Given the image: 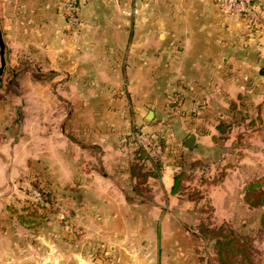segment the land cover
Returning <instances> with one entry per match:
<instances>
[{"label":"crops","instance_id":"crops-1","mask_svg":"<svg viewBox=\"0 0 264 264\" xmlns=\"http://www.w3.org/2000/svg\"><path fill=\"white\" fill-rule=\"evenodd\" d=\"M80 17L70 22L63 0H0V190L56 150L59 186L78 190L73 211L20 214L13 230L0 197V264H219L215 241L182 225L206 200L183 195L182 162L221 150L222 181L203 182L211 220L244 238L248 180L264 172V30L217 0H81ZM141 133L166 140L161 156L138 144ZM235 143L245 152L231 160Z\"/></svg>","mask_w":264,"mask_h":264},{"label":"rangeland","instance_id":"rangeland-1","mask_svg":"<svg viewBox=\"0 0 264 264\" xmlns=\"http://www.w3.org/2000/svg\"><path fill=\"white\" fill-rule=\"evenodd\" d=\"M14 118L19 120L22 119V116L20 114V117L17 118V114L15 113ZM227 129L225 131H227ZM238 143L243 145V141H239ZM236 144L237 143L231 145L230 147H227L233 149V154L229 157V159L231 160L238 159L239 157L237 156L245 152L244 149H241L240 145L239 148H233ZM47 146H53L51 147L52 149L55 148V145H53L51 142H48ZM55 154H57L58 159L56 157H51L50 163L52 166H54L53 168L59 170L61 161L59 159L58 150L53 153V155ZM89 162L91 164L92 161H88V159L85 160V164L87 167L88 165H90ZM229 163H231V161H229ZM245 163L251 164L250 166L253 165V163ZM225 164H227V162H223L221 150L215 153L208 161L200 158L197 159L195 156L189 154L186 157L184 156L182 162L183 173L180 176V182L183 185V195H187L188 199L197 200V202L199 199H201V196L206 199L204 201L198 202L197 204H193V206L190 205L191 209H194L196 215L188 216L185 218V221L182 222V225H186L191 232L196 231L198 238H203V228L207 227H209L210 230L217 232L218 234H222L225 230L233 231L230 228L231 225H221V222L211 220V213L213 211V208L210 204L211 202L207 200V197L208 199L210 198V188H208V186L206 185H203V182H207L208 177H211L212 175L215 178V182H221V176L225 172L223 168ZM51 165L47 164L45 158L42 155L37 159V161L32 162L31 164L30 162H28L27 169L22 173L21 178H18L19 175L15 178L13 175H11V177L9 176V183L7 184L6 188L4 190H0V197H2L1 199L5 200V202L3 203V206H5L2 209V213L7 217L5 218V224L7 225V227H9V229H14V216L20 214H22L23 216L25 215V217L27 218L32 215H36L39 222L41 220H44V218L40 217L46 213V209L48 208L46 207L47 194L54 193V209H57L56 211H54V214L60 213L61 210L69 213L76 208V205H74L70 200H75V198H73V195L77 194L75 192L72 193V190L68 191L67 189H61V187L59 186L60 184L58 183V177H60L61 182L66 181L65 177H63V174L60 172L58 174L54 172V169L51 167ZM251 171L252 168L249 167L246 170V173H251ZM248 182L249 183L247 185V188H249L252 183H260L261 186H258L255 190L253 189L251 191H247L246 197L248 196L252 199H255L259 196L264 195V172L262 173L261 177H253L251 178V180H248ZM56 184L58 185L56 186ZM91 208L92 207L89 206L84 207L86 215H88L86 212L90 211ZM250 212L251 214H249L247 217V227L245 229L246 232L244 237L245 244L243 245H245V247L247 248V252L252 258L254 264H264V226L262 224L264 208H252ZM200 214L204 215L203 221H192L193 217L196 218L197 215ZM129 224L130 227H136V225H133L131 223ZM211 237L214 238V236ZM201 240L207 241L208 239L203 238ZM198 251H205L202 244L199 245Z\"/></svg>","mask_w":264,"mask_h":264},{"label":"trees","instance_id":"trees-1","mask_svg":"<svg viewBox=\"0 0 264 264\" xmlns=\"http://www.w3.org/2000/svg\"><path fill=\"white\" fill-rule=\"evenodd\" d=\"M255 1V0H254ZM66 13V12H65ZM67 18L68 15L66 14ZM9 87L11 85L9 84ZM159 144L161 145V148L163 152L166 150L168 144L166 140L162 136H158ZM137 152L140 154V156L143 155V158L145 154H143L142 148L138 147ZM132 172L136 175L137 178H139L140 182L146 180L147 172L143 170V167L140 163L136 162L132 165ZM258 186H261L260 183H252L247 191L255 190ZM72 191L78 192L76 189H71ZM141 192L140 190L136 191V193ZM54 193L47 194L46 195V213L41 216L40 218H46L47 214H54L57 209H54ZM247 203L251 208H264V195L259 196L258 198L252 199L250 197H246ZM48 201V202H47ZM34 218H38L36 215H32ZM262 224L264 226V215L262 217ZM207 227V226H206ZM203 238L204 239H210L211 241H215L214 247L219 254V264H225V261L228 260L230 264L236 263V258L240 256L242 259L239 261L240 264H254L252 258L250 257L249 253L247 252V248L245 247V244L243 242V237L240 236V238L237 237V235L234 233V231L231 230H225L222 234H218L217 232L210 230L209 227L203 228ZM214 236L211 237V236Z\"/></svg>","mask_w":264,"mask_h":264},{"label":"built area","instance_id":"built-area-1","mask_svg":"<svg viewBox=\"0 0 264 264\" xmlns=\"http://www.w3.org/2000/svg\"><path fill=\"white\" fill-rule=\"evenodd\" d=\"M63 4L69 21L75 25L79 24L81 21V0H63ZM217 5L221 11L236 14L249 25L264 30V11L261 9L260 4L254 0H217ZM137 142L153 157L158 158L163 152L155 134L141 133L137 138Z\"/></svg>","mask_w":264,"mask_h":264},{"label":"water","instance_id":"water-1","mask_svg":"<svg viewBox=\"0 0 264 264\" xmlns=\"http://www.w3.org/2000/svg\"><path fill=\"white\" fill-rule=\"evenodd\" d=\"M0 57H1V63H0V83L2 81V76H3V73H4V70L7 66V53H6V44H5V40H4V37H3V33H2V30L0 28ZM260 74L262 76H264V67L261 69L260 71ZM150 118H152L153 116V112L151 111L150 112ZM196 137L197 135L195 133L191 134L186 143H185V147L190 149V148H193L195 147L196 145Z\"/></svg>","mask_w":264,"mask_h":264}]
</instances>
